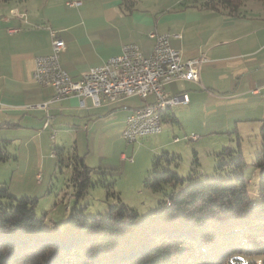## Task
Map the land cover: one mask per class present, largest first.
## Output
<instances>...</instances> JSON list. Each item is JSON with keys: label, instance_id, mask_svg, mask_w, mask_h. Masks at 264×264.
I'll use <instances>...</instances> for the list:
<instances>
[{"label": "crops", "instance_id": "0c3cea01", "mask_svg": "<svg viewBox=\"0 0 264 264\" xmlns=\"http://www.w3.org/2000/svg\"><path fill=\"white\" fill-rule=\"evenodd\" d=\"M181 1L158 6L134 0L129 10L124 0H0V140L8 141L16 155L11 159L24 164V173L34 172L39 179L47 163L70 144L69 162L79 155L91 171L110 170L117 160L125 165L124 152L114 158L109 147L123 138L126 117L144 105L119 99L94 106L89 97L77 96L53 100V88L34 79L36 57L52 51L51 30L66 42L60 60L75 79L121 54L124 44L136 43L150 54L155 44L151 32L180 34L171 43L183 61L207 60L200 65L198 82L177 80L165 86L170 94L189 97L166 111L165 120L202 137L215 135L221 143L226 135L243 138L260 130L264 2L245 0L231 14L200 0ZM53 141L57 147L51 149Z\"/></svg>", "mask_w": 264, "mask_h": 264}, {"label": "trees", "instance_id": "16d2710c", "mask_svg": "<svg viewBox=\"0 0 264 264\" xmlns=\"http://www.w3.org/2000/svg\"><path fill=\"white\" fill-rule=\"evenodd\" d=\"M242 1L202 4L236 14ZM124 3L132 10L134 0ZM260 136L254 161L261 169L256 201L247 189L242 151L231 147L216 154V172L227 173L204 178H185L169 167L175 156L167 151L157 155L145 184L155 190L172 184L173 191L145 216L124 203L98 216L75 207L62 225L47 226L35 212L37 199L16 198L0 187V197L7 199L0 201V264H239L243 253H264V119ZM7 142L0 140V162L16 158ZM70 164L81 195L92 168L76 154Z\"/></svg>", "mask_w": 264, "mask_h": 264}, {"label": "rangeland", "instance_id": "374dc122", "mask_svg": "<svg viewBox=\"0 0 264 264\" xmlns=\"http://www.w3.org/2000/svg\"><path fill=\"white\" fill-rule=\"evenodd\" d=\"M149 1L157 3L158 6L172 2V0ZM189 1L193 0L181 2ZM243 2L245 0L241 2L239 10ZM122 99H125L122 104L130 106H139L146 102L137 95ZM147 100L152 102L154 97L148 95ZM191 133L196 132L183 129L177 123L164 119L161 133L142 137L137 141H128L122 135L123 138L116 140L109 150L112 149L114 158L124 152L126 156L123 160L126 164L122 165L121 162L122 167L120 166L122 160H117L110 170L91 171L89 182L81 195L77 194L78 188L72 180L74 171L70 168L69 162L72 144L62 147L63 153L55 155V159L47 163V168L44 174L39 175V179L35 177L34 172L24 173L23 163L18 164L13 159L0 162V187H7L9 193L16 198L29 196L37 199L34 206L35 212L47 226L62 225L75 207L81 208L86 215L98 216L105 214L111 206L124 203L134 208L141 216H145L159 206L165 199L166 193L173 191L172 184H165L163 190H155L145 184V179L152 170L153 160L157 155L167 151L170 157L175 156V159H171L169 167L185 178L190 174L204 178L227 173L226 170L216 172L219 164L216 154L224 147H231L241 149L246 162L244 174L247 178V189L253 200H258L261 169L255 166L254 161L257 151L262 146L260 130L251 132L249 136L243 138H239L237 133L226 135V138L222 140L223 143L215 135L202 137L198 133L196 134L201 136L199 140H188L186 135ZM175 138L180 140L176 141ZM120 141L123 142L118 143ZM55 144H57L56 141L51 143V149L57 147ZM196 159H198V165L195 163ZM162 161L163 164H167L166 160L162 159ZM6 200L0 197V201ZM239 264H264V253H243L240 255Z\"/></svg>", "mask_w": 264, "mask_h": 264}, {"label": "built area", "instance_id": "2783aa9c", "mask_svg": "<svg viewBox=\"0 0 264 264\" xmlns=\"http://www.w3.org/2000/svg\"><path fill=\"white\" fill-rule=\"evenodd\" d=\"M16 30L9 29L11 32ZM51 34V53L39 55L35 59V81L53 88V100L69 96L81 99L89 97L94 106L140 96L146 101L145 104L126 117L123 135L128 141L162 132L163 114L171 107L189 101L187 94L172 95L165 86L177 80L198 82L200 65L207 60L202 56L183 61L180 51L171 43L173 38H181L180 34L151 32L149 36L155 39V44L150 54L146 55L136 43H127L123 45L121 54L110 57L103 64L90 68L81 78L75 79L60 60V54L66 47L65 40L58 37L56 30H51ZM148 95L154 97L152 102L147 101ZM48 124L49 119L44 126ZM186 138L196 141L199 136L192 133Z\"/></svg>", "mask_w": 264, "mask_h": 264}]
</instances>
